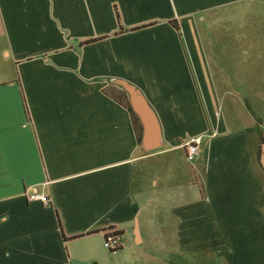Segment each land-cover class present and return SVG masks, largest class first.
I'll use <instances>...</instances> for the list:
<instances>
[{
  "label": "crops",
  "instance_id": "crops-1",
  "mask_svg": "<svg viewBox=\"0 0 264 264\" xmlns=\"http://www.w3.org/2000/svg\"><path fill=\"white\" fill-rule=\"evenodd\" d=\"M257 4L0 0V264H117L146 243L264 264V72L243 66L264 50L244 51L253 24L235 13ZM119 80L153 108L159 148L138 143ZM107 232L122 237L108 262Z\"/></svg>",
  "mask_w": 264,
  "mask_h": 264
},
{
  "label": "rangeland",
  "instance_id": "rangeland-1",
  "mask_svg": "<svg viewBox=\"0 0 264 264\" xmlns=\"http://www.w3.org/2000/svg\"><path fill=\"white\" fill-rule=\"evenodd\" d=\"M254 2H258L257 6H251V9H245V10H239L235 12L238 14L240 19H244V23L246 24H253L251 26L246 27L245 30V36L246 39L243 38V49L244 51H260L264 50V0L262 2L251 0ZM253 7V8H252ZM231 14L233 11H230ZM232 16V15H231ZM199 20H202V17H199ZM247 20H249L247 22ZM247 22V23H246ZM245 39V40H244ZM245 61V64L243 62V66L245 67L246 71H254V73H257L258 69L260 72H264V57H258V58H247L243 59ZM254 92V102L256 107L259 106L260 108L264 109V84L262 83L261 86ZM248 91H245V94H248ZM259 112V110H258ZM260 114V113H259ZM259 123V143L258 146H260V157L262 166L264 167V140L261 142V136L264 137V116L260 117ZM258 153V151H257ZM104 247V246H103ZM105 252V255L100 256L103 259L108 262L109 258L114 259L115 256L114 253L107 250L105 247L103 248V251ZM119 253V252H118ZM178 254V255H177ZM179 254H182L179 257L180 264H190L192 261H198L200 258H203L202 256H198L197 253L195 255H190L185 252L179 253L178 251H175L173 253V250H163L160 249V246L153 247L149 243H146L142 246H137L136 248H125L124 252L117 256L116 263L117 264H172L171 262L167 263L166 259H172L173 255L179 256ZM123 261L122 263L120 262ZM204 262H199L198 264H204Z\"/></svg>",
  "mask_w": 264,
  "mask_h": 264
},
{
  "label": "water",
  "instance_id": "water-1",
  "mask_svg": "<svg viewBox=\"0 0 264 264\" xmlns=\"http://www.w3.org/2000/svg\"><path fill=\"white\" fill-rule=\"evenodd\" d=\"M127 93L129 104L135 112L141 125V146L145 151H152L162 145V132L160 123L153 108L142 92L133 84L119 80L116 82ZM136 234L138 228H135Z\"/></svg>",
  "mask_w": 264,
  "mask_h": 264
},
{
  "label": "built area",
  "instance_id": "built-area-1",
  "mask_svg": "<svg viewBox=\"0 0 264 264\" xmlns=\"http://www.w3.org/2000/svg\"><path fill=\"white\" fill-rule=\"evenodd\" d=\"M203 137L201 135L188 136L183 139L181 145L185 149L186 158L188 161H193L198 154V146L202 142ZM27 197L30 200H38L41 203H49L48 197L43 192H29ZM122 237L115 232H107L104 236L103 246L111 251L115 252L117 248L121 246Z\"/></svg>",
  "mask_w": 264,
  "mask_h": 264
},
{
  "label": "trees",
  "instance_id": "trees-1",
  "mask_svg": "<svg viewBox=\"0 0 264 264\" xmlns=\"http://www.w3.org/2000/svg\"><path fill=\"white\" fill-rule=\"evenodd\" d=\"M112 94V93H110ZM112 97L117 99L118 101H120L130 112L132 120H133V125H134V130L136 131V137H137V141L138 143L141 145V125L139 123V119L137 117V115L135 114V112L132 110L129 101H128V97H127V93L125 92V90L123 89L121 94L115 96L112 94ZM264 140V137H261V142ZM260 152V151H259ZM116 234H120L119 232H115ZM121 247V246H120ZM117 248V250L120 249Z\"/></svg>",
  "mask_w": 264,
  "mask_h": 264
}]
</instances>
